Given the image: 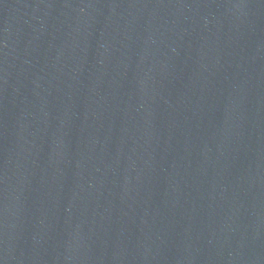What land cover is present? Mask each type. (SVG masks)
<instances>
[{"label":"water","instance_id":"water-1","mask_svg":"<svg viewBox=\"0 0 264 264\" xmlns=\"http://www.w3.org/2000/svg\"><path fill=\"white\" fill-rule=\"evenodd\" d=\"M0 264H264V0H0Z\"/></svg>","mask_w":264,"mask_h":264}]
</instances>
